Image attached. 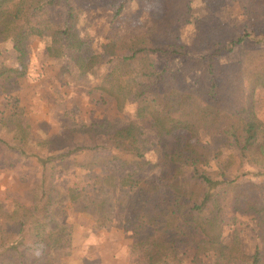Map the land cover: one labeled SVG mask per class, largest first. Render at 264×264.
I'll return each instance as SVG.
<instances>
[{"label":"trees","instance_id":"obj_1","mask_svg":"<svg viewBox=\"0 0 264 264\" xmlns=\"http://www.w3.org/2000/svg\"><path fill=\"white\" fill-rule=\"evenodd\" d=\"M128 1H120L116 15ZM143 1L157 8L153 24L123 42L106 44L102 53L81 57L80 67L88 71L103 60L113 63L101 89L115 97L120 109L132 97L138 103L139 117L151 120L162 134L182 137L164 157L168 173L163 183L172 198L148 224L155 225L147 241L148 264L178 260L175 243L166 237L171 229L183 233L186 225L202 236L196 245L197 255L212 253L216 264H264V180L242 184L225 169L212 168V161L224 148H234L255 169L254 176L264 175V121L256 111L257 90L264 88V0H231L238 2L245 16L233 25L215 24L209 14H196V0ZM82 3L0 0V36L13 39L14 48L21 53L26 39L45 35L52 37L53 46L48 50L55 56L62 57L67 50L78 51L84 44L77 26ZM58 9H64L65 14L60 21L53 16ZM188 23L195 26L193 41H173L172 28ZM232 53L235 59L230 58ZM154 55L164 61L162 66ZM10 71L15 70L0 67V77L12 76ZM192 75L197 77L195 83ZM142 133L134 122L116 128L110 136L115 152L107 155L109 160L129 162L124 155L137 161L144 158ZM201 136L222 138V146L214 151L201 142ZM20 137L18 129L0 125V169L15 164L11 155L15 147L23 155L31 154L25 141L18 145ZM80 149L60 154V163L70 164L69 156ZM41 160L45 172L33 190L34 204H19L9 211L0 203V264H42L51 250L67 245V232L49 229L37 215L38 209L43 210L49 202L44 198H50L53 192L48 168L58 166L50 158ZM100 160L79 164L86 167ZM185 167L192 169L191 176L185 173ZM119 184L131 189L148 188L153 195L159 189L158 184L142 183L132 174L121 176ZM229 205L236 213L252 215L256 221L259 244L253 254L245 253L237 239L224 240L226 222L222 216ZM141 229L143 223L139 222L135 235ZM37 246L44 254L32 252Z\"/></svg>","mask_w":264,"mask_h":264},{"label":"rangeland","instance_id":"obj_2","mask_svg":"<svg viewBox=\"0 0 264 264\" xmlns=\"http://www.w3.org/2000/svg\"><path fill=\"white\" fill-rule=\"evenodd\" d=\"M120 1L83 0L77 26L84 44L78 51L67 50L62 57L49 53L48 46H53L50 35L26 39L23 53L14 48L13 39L0 36V67L15 70L10 71V77H0V125L18 129V145L25 141L31 153L23 155L15 147L11 152L15 164L0 169V203L9 211L19 204L32 206L33 190L45 172L41 159L58 163L55 169L49 165L53 192L50 198H44L49 202L40 204L44 209L39 208L37 215L49 229H64L68 241L65 247L51 250L42 264H148L147 241L155 226L148 224L172 198L163 183L168 173L164 157L181 135L158 132L151 120L138 116V103L132 97L126 99L122 109L118 107L115 97L101 89L113 63L103 60L88 71L80 67L81 57L102 53L106 44L123 42L150 27L157 18V8L143 0H129L116 15ZM193 11L209 14L215 24H238L245 17L238 2L231 0H196ZM64 15V9L53 14L57 21ZM171 32L173 41L189 44L195 26L179 24ZM154 57L159 66L164 64L160 56ZM230 58L235 59L236 54ZM190 77L195 83L197 77ZM256 111L264 121V88L257 90ZM130 122L142 129L145 157L137 161L124 155L129 162L109 160V154L115 152L112 132ZM201 137V142L214 151L222 146V138ZM75 147L81 149L69 156L70 164H61L58 156ZM99 158L95 165L79 164ZM212 168L225 169L242 184L264 180V175L254 176L255 169L234 148H224L212 161ZM184 169L188 176L193 174L191 168ZM126 174L142 183L158 184L159 189L153 195L148 188L122 187L119 179ZM222 218L226 222L224 240L237 239L245 253L253 254L259 244L254 217L238 214L229 205ZM139 222L143 229L135 235ZM201 238L187 225L181 234L169 230L166 239L175 243L178 258L172 264H216L214 254H196ZM32 252L44 254L39 246Z\"/></svg>","mask_w":264,"mask_h":264}]
</instances>
